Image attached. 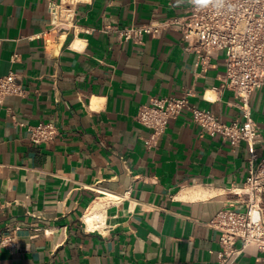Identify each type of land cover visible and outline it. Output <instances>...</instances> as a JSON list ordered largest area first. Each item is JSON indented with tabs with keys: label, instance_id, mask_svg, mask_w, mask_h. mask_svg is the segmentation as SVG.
Instances as JSON below:
<instances>
[{
	"label": "crops",
	"instance_id": "obj_1",
	"mask_svg": "<svg viewBox=\"0 0 264 264\" xmlns=\"http://www.w3.org/2000/svg\"><path fill=\"white\" fill-rule=\"evenodd\" d=\"M187 0H77L74 28L50 30L46 0H0V75L25 93L0 104V264H219L223 208L243 209L248 150L204 131L191 111L168 121L153 146L135 118L152 97L180 96L229 122L243 119L221 88L225 53L205 69L182 34L143 42L115 27L185 12ZM17 54L14 60L13 55ZM264 156V86L250 97ZM53 122L57 135L33 143L28 127ZM103 225L84 220L96 201ZM238 241L236 245H239ZM230 264H264L247 246Z\"/></svg>",
	"mask_w": 264,
	"mask_h": 264
},
{
	"label": "built area",
	"instance_id": "obj_2",
	"mask_svg": "<svg viewBox=\"0 0 264 264\" xmlns=\"http://www.w3.org/2000/svg\"><path fill=\"white\" fill-rule=\"evenodd\" d=\"M77 0H46L50 30L74 28V6ZM169 29L182 34L187 51H194L205 69L210 57L218 51L225 53V72L221 88L230 89L236 98L243 119L229 122L207 109L190 103L193 89H184L180 96L152 97L141 104L136 120L149 131L148 146L157 143L170 119L177 118L184 109H189L193 120L207 133L220 134L233 144L244 141L249 153L248 176L236 192L243 196L244 208H223L210 221V226L219 232V264H230L247 246L254 245L264 253V156L260 157L256 145L260 131L251 116L252 92L264 86V0H210L207 5H197L187 0L185 12L163 19L124 27H115L116 37L124 41L142 43L145 35L159 37ZM13 55V59L17 58ZM24 89L16 81L13 72L0 75V104L7 95H23ZM29 139L42 143L53 139L57 127L53 122H39L28 127ZM90 228L98 230L104 223L96 218ZM239 245H236L237 242ZM0 244L13 246L8 235L0 236Z\"/></svg>",
	"mask_w": 264,
	"mask_h": 264
},
{
	"label": "bare ground",
	"instance_id": "obj_3",
	"mask_svg": "<svg viewBox=\"0 0 264 264\" xmlns=\"http://www.w3.org/2000/svg\"><path fill=\"white\" fill-rule=\"evenodd\" d=\"M96 218H100V223H103V204L100 200L94 202L84 214V220L89 228L97 223Z\"/></svg>",
	"mask_w": 264,
	"mask_h": 264
},
{
	"label": "clouds",
	"instance_id": "obj_4",
	"mask_svg": "<svg viewBox=\"0 0 264 264\" xmlns=\"http://www.w3.org/2000/svg\"><path fill=\"white\" fill-rule=\"evenodd\" d=\"M194 3H196L197 5H207L210 0H193ZM216 3H222V0H216Z\"/></svg>",
	"mask_w": 264,
	"mask_h": 264
}]
</instances>
